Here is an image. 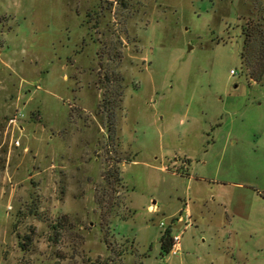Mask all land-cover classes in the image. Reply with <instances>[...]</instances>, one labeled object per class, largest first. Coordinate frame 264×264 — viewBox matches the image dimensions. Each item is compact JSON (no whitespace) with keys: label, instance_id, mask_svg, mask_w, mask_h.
<instances>
[{"label":"rangeland","instance_id":"1","mask_svg":"<svg viewBox=\"0 0 264 264\" xmlns=\"http://www.w3.org/2000/svg\"><path fill=\"white\" fill-rule=\"evenodd\" d=\"M263 59L264 0H0V264H264Z\"/></svg>","mask_w":264,"mask_h":264},{"label":"trees","instance_id":"2","mask_svg":"<svg viewBox=\"0 0 264 264\" xmlns=\"http://www.w3.org/2000/svg\"><path fill=\"white\" fill-rule=\"evenodd\" d=\"M247 33L252 31L251 29H247ZM243 61V60H242ZM260 67L259 70L257 72H253L252 73V78H254L257 82H261L264 76V59L262 60V62L260 63ZM111 180H114L115 183H120L123 181V178L121 176L120 171L118 170V168H116L112 174L110 175ZM67 216L65 217V220H67ZM123 219V218H122ZM59 225H54L53 228L56 229L58 228ZM174 233H173V229L172 227H168L167 229H165V231L163 232L162 236H161V240H160V245H161V253L165 256V255H170L171 251L173 249L174 246Z\"/></svg>","mask_w":264,"mask_h":264},{"label":"built area","instance_id":"3","mask_svg":"<svg viewBox=\"0 0 264 264\" xmlns=\"http://www.w3.org/2000/svg\"><path fill=\"white\" fill-rule=\"evenodd\" d=\"M233 74L236 75V72L233 71ZM174 246L173 249L171 251V254H178L180 252L181 249V236L180 235H175L174 236Z\"/></svg>","mask_w":264,"mask_h":264},{"label":"crops","instance_id":"4","mask_svg":"<svg viewBox=\"0 0 264 264\" xmlns=\"http://www.w3.org/2000/svg\"><path fill=\"white\" fill-rule=\"evenodd\" d=\"M187 210V215L189 216V220L188 221H190L192 218L190 217L191 215V212H190V209L189 208H187L186 209ZM178 222H181V223H183V222H186V220L183 218V216L181 215L179 218H178ZM189 225H190V222L188 223V222H186V227H189ZM178 235H180V234H178ZM182 251V246H181V249H180V252ZM179 252V253H180ZM178 253V254H179Z\"/></svg>","mask_w":264,"mask_h":264}]
</instances>
